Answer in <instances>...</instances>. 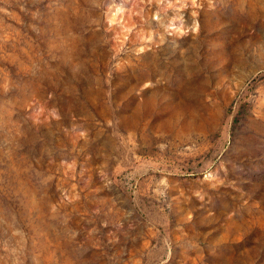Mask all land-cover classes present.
Here are the masks:
<instances>
[{
  "label": "rangeland",
  "instance_id": "rangeland-1",
  "mask_svg": "<svg viewBox=\"0 0 264 264\" xmlns=\"http://www.w3.org/2000/svg\"><path fill=\"white\" fill-rule=\"evenodd\" d=\"M0 264H264V0H0Z\"/></svg>",
  "mask_w": 264,
  "mask_h": 264
}]
</instances>
